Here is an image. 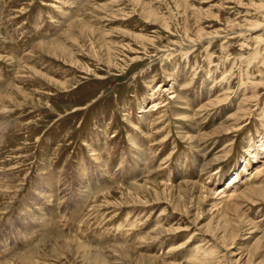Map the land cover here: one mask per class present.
I'll return each mask as SVG.
<instances>
[{
	"label": "rangeland",
	"instance_id": "obj_1",
	"mask_svg": "<svg viewBox=\"0 0 264 264\" xmlns=\"http://www.w3.org/2000/svg\"><path fill=\"white\" fill-rule=\"evenodd\" d=\"M0 264H264V0H0Z\"/></svg>",
	"mask_w": 264,
	"mask_h": 264
},
{
	"label": "bare ground",
	"instance_id": "obj_2",
	"mask_svg": "<svg viewBox=\"0 0 264 264\" xmlns=\"http://www.w3.org/2000/svg\"><path fill=\"white\" fill-rule=\"evenodd\" d=\"M154 104H156V103H154Z\"/></svg>",
	"mask_w": 264,
	"mask_h": 264
}]
</instances>
